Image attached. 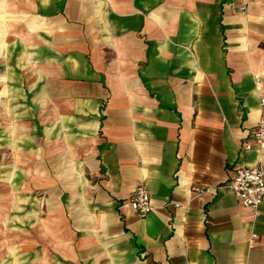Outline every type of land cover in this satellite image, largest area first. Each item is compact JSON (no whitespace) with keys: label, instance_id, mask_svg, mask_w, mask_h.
I'll return each instance as SVG.
<instances>
[{"label":"crops","instance_id":"crops-1","mask_svg":"<svg viewBox=\"0 0 264 264\" xmlns=\"http://www.w3.org/2000/svg\"><path fill=\"white\" fill-rule=\"evenodd\" d=\"M260 98L264 0H0V264H264Z\"/></svg>","mask_w":264,"mask_h":264},{"label":"built area","instance_id":"built-area-1","mask_svg":"<svg viewBox=\"0 0 264 264\" xmlns=\"http://www.w3.org/2000/svg\"><path fill=\"white\" fill-rule=\"evenodd\" d=\"M244 7L245 2L241 6V9H244ZM259 84L260 81L257 79L256 86L258 87ZM259 105L264 108V98H260ZM251 137L253 141L251 143H240L239 150L246 152L255 149L264 154V112L261 113L256 125L251 130ZM234 169L233 176L227 183L228 188L243 206L256 209L264 202V157H260L258 163L252 167L237 165ZM191 190L194 193L200 194L206 189L195 186ZM149 199L147 187L142 182L136 186L135 191L130 195L129 203H131L138 215L143 217L152 209ZM254 237L250 239V245L253 244Z\"/></svg>","mask_w":264,"mask_h":264}]
</instances>
